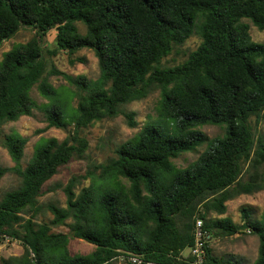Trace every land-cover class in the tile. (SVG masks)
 I'll use <instances>...</instances> for the list:
<instances>
[{
	"label": "trees",
	"instance_id": "obj_1",
	"mask_svg": "<svg viewBox=\"0 0 264 264\" xmlns=\"http://www.w3.org/2000/svg\"><path fill=\"white\" fill-rule=\"evenodd\" d=\"M244 19L264 29V0H0V46L21 28L33 31L0 59V129L39 106L33 88L47 100L41 109L48 126H73L62 140H38L24 167L26 138L5 136L2 145L14 165L0 168V177L12 171L20 181L0 199V244L17 242L22 252L0 257V264H110L120 257L132 264L130 256L189 264L198 218L212 237L256 235L253 264H264V210L254 220L243 209L248 226L242 229L210 214L225 213L226 201L242 193L264 190V138L250 121L264 111V41L252 40ZM52 30L56 48L49 49L45 36ZM194 32L200 37L196 48L164 65L163 58ZM82 48L97 58L96 79L47 70L48 54ZM51 73L83 91L55 89ZM156 88L158 120L142 124L82 175L89 182L78 192L79 180L71 178L63 188L65 205L48 202L43 207L52 217L39 218L45 183L88 148L83 129L123 113V105ZM206 125L223 132L209 137L202 131ZM202 144L188 164L175 163ZM60 225L68 232L54 230ZM74 238L94 249L71 252ZM205 263L237 262L215 255L209 242Z\"/></svg>",
	"mask_w": 264,
	"mask_h": 264
},
{
	"label": "rangeland",
	"instance_id": "obj_2",
	"mask_svg": "<svg viewBox=\"0 0 264 264\" xmlns=\"http://www.w3.org/2000/svg\"><path fill=\"white\" fill-rule=\"evenodd\" d=\"M244 20L249 24V33L252 40L263 42L264 29H259L248 19ZM32 34L33 31L30 28L24 27L21 28L15 36L5 40L0 46V59L5 51L19 42L26 41ZM45 40L46 47L49 49L56 48L53 30L45 36ZM199 41V35L194 32L181 47L174 49L163 58V64L173 65L182 61L189 50L196 48ZM47 57L48 71L55 67L65 74V76L77 77L82 75L86 77V79L91 80L96 79L99 75L97 58L91 49L82 48L72 54L59 51L55 55L48 54ZM65 76L52 73L47 75L48 81L57 90L61 87H66L73 91H83V88H81L79 84L71 83ZM32 96L39 106L35 108L30 115H22L15 121L7 122L0 129V168L12 167L14 165V161L7 148L2 145L6 135L16 133L26 138L24 155L21 161V165L24 167L32 154L34 144L38 140L47 137H56L62 140L73 128L72 125H68L66 128L48 126L46 114L41 109V106L46 103L47 100L40 95L36 88H33ZM158 98L159 90L156 88L147 97L123 105V113L112 118H104L95 121L83 129L81 134L87 139L88 148L83 157L73 159L68 164L62 166L60 171L45 183L43 187L44 192L40 197L42 207L40 208L39 218L49 220L52 217L51 213L43 207L44 204L53 201L59 205H65L66 195L63 188L71 178L76 177L79 180V183L75 186V190L78 192L82 186L87 185L89 182L88 179L83 178L87 175V171L95 170L97 165L105 162L114 154L116 146L137 132L142 124L147 121L156 122L158 120L155 110ZM127 114L132 115L133 119L136 121L134 126L129 125V117ZM250 121L254 127L256 136L262 135L264 138V111L259 119L256 120V118L252 116ZM202 131L209 137H212L222 134L223 128L221 126L206 125L202 127ZM203 148L204 145L202 144L195 152H183L174 161L177 165L184 166L193 160ZM97 171H99V169ZM82 175L84 176L82 177ZM19 181L20 178L16 173L12 171L4 172L0 177V199L6 191L16 188L19 185ZM243 209H246L247 212H251L253 216L251 218L254 220L259 218L264 210V190L242 193L226 201L225 213L217 214L212 211L210 214L211 216L228 217L234 223L240 224V229H242V225L246 223L243 222ZM54 230L68 232L66 225L56 226ZM210 244L215 255L226 256L230 258L232 262L236 261L237 263L235 264H253L257 256L258 238L248 231H243L234 235L224 234L213 236ZM93 249L94 246L84 240L77 238L71 240L70 250L73 253H88ZM21 252L22 247L17 242L5 240L4 243L0 244V257L17 255ZM188 253L189 248L183 250V254ZM110 264H127V262L120 257L112 260Z\"/></svg>",
	"mask_w": 264,
	"mask_h": 264
},
{
	"label": "built area",
	"instance_id": "obj_3",
	"mask_svg": "<svg viewBox=\"0 0 264 264\" xmlns=\"http://www.w3.org/2000/svg\"><path fill=\"white\" fill-rule=\"evenodd\" d=\"M195 243L190 248L191 260L189 264H206V247L212 240L211 232L204 226V222L201 218L196 219L194 226ZM132 264H164L161 262H155L151 260H144L138 256L128 257Z\"/></svg>",
	"mask_w": 264,
	"mask_h": 264
},
{
	"label": "water",
	"instance_id": "obj_4",
	"mask_svg": "<svg viewBox=\"0 0 264 264\" xmlns=\"http://www.w3.org/2000/svg\"><path fill=\"white\" fill-rule=\"evenodd\" d=\"M246 226H248L246 223L244 225H242L243 228L246 227Z\"/></svg>",
	"mask_w": 264,
	"mask_h": 264
}]
</instances>
